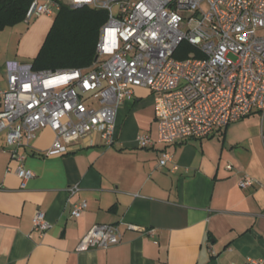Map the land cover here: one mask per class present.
<instances>
[{"label": "crops", "instance_id": "0c3cea01", "mask_svg": "<svg viewBox=\"0 0 264 264\" xmlns=\"http://www.w3.org/2000/svg\"><path fill=\"white\" fill-rule=\"evenodd\" d=\"M52 21L40 15L0 31V89L5 62H31ZM153 101L148 89H133L116 111L111 144L95 131L45 156L54 141L47 126L17 146L0 141V264H264V118L253 113L207 137L141 147L138 135L156 138ZM163 152L176 169L159 164ZM18 165L34 173L24 187ZM245 174L256 183L241 188ZM72 184L80 190L69 196ZM79 200L87 207L75 218ZM37 210L50 224L43 233L32 228ZM99 223L118 225L120 242L78 251Z\"/></svg>", "mask_w": 264, "mask_h": 264}, {"label": "built area", "instance_id": "2783aa9c", "mask_svg": "<svg viewBox=\"0 0 264 264\" xmlns=\"http://www.w3.org/2000/svg\"><path fill=\"white\" fill-rule=\"evenodd\" d=\"M66 3L107 12L95 58L88 68L56 70H34L30 62L6 61L7 84L0 89V141L4 146H17L24 139L28 142L41 126L54 133L45 156L66 153L71 142L95 131L111 144L116 111L136 87L151 92L157 127L155 140L146 134L137 136L141 147L207 137L253 113L264 118V0ZM59 6L57 0H33L25 20L52 16ZM182 43L189 46L181 51L183 57H175ZM158 162L177 167L168 152ZM16 174L22 187L34 176L23 165L17 166ZM255 183L247 174L238 182L241 188ZM66 190L73 196L80 187L72 184ZM86 207V201L79 200L70 215L79 217ZM49 227L44 212L37 210L33 230L43 233ZM120 240L118 225L94 224L76 249L107 248ZM246 264H261V260L248 258Z\"/></svg>", "mask_w": 264, "mask_h": 264}, {"label": "trees", "instance_id": "16d2710c", "mask_svg": "<svg viewBox=\"0 0 264 264\" xmlns=\"http://www.w3.org/2000/svg\"><path fill=\"white\" fill-rule=\"evenodd\" d=\"M33 0H0V31L25 20ZM59 2V9L37 55L31 60L34 70L88 68L95 58L100 27L107 12L91 6L71 7ZM188 44L182 43L175 57H183Z\"/></svg>", "mask_w": 264, "mask_h": 264}, {"label": "rangeland", "instance_id": "374dc122", "mask_svg": "<svg viewBox=\"0 0 264 264\" xmlns=\"http://www.w3.org/2000/svg\"><path fill=\"white\" fill-rule=\"evenodd\" d=\"M107 56H103L101 59H104V58H106Z\"/></svg>", "mask_w": 264, "mask_h": 264}]
</instances>
